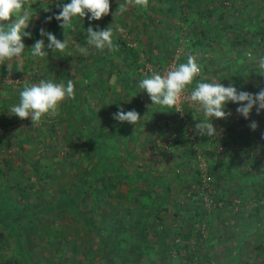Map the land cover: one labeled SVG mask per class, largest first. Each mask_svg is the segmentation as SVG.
Returning <instances> with one entry per match:
<instances>
[{
    "label": "rangeland",
    "instance_id": "374dc122",
    "mask_svg": "<svg viewBox=\"0 0 264 264\" xmlns=\"http://www.w3.org/2000/svg\"><path fill=\"white\" fill-rule=\"evenodd\" d=\"M121 1L125 3V0ZM149 1L154 6L157 5L156 0ZM219 1L212 0L211 5H217ZM65 3H70V0H26L24 8L32 18L26 31H32L37 26L49 25L48 17L56 20L55 15L61 10L59 5ZM222 3L225 4L228 12L227 18L243 20L250 15L256 26L264 24V0H224ZM117 7L110 8L109 15L112 19L105 23V29L110 26L113 38L115 35L121 36L133 45H137L140 52L139 61L143 63L138 70L144 78L152 74L145 71L146 64L154 67L152 72L161 73L160 69L169 59L177 57L178 65L181 56L187 59L191 54L196 56L197 63L201 66V73L194 79L190 88H194L197 82L210 83L213 80L222 82L225 86L234 84L238 90L251 93L264 88V76L256 72L258 71L256 62L260 57H264V49L261 46L248 43L237 44L235 51L226 55L216 53L213 51L216 46L219 48L228 45V37L222 34V39L206 41L208 44L205 43L191 50L190 41L193 37L190 34L194 32L185 34L186 21L182 25L185 28H176L173 24H176L177 18L174 19L175 23L174 21L171 23L159 13H150L148 8L143 12L135 6L128 7L123 14L113 16ZM194 12L195 9L189 11L190 14L185 13L189 15L188 20L197 18ZM117 16H122L124 22L119 21ZM88 20L87 16L80 18L78 23L72 26L71 31L66 32L69 46L65 55L71 53L72 56L60 55L53 50H50L44 57L32 56L31 46L36 40L44 39L45 44L48 43L47 37L39 36L30 40L23 39L26 48L23 53V65L19 71L15 69L17 66L15 60L6 62L11 63L14 68L11 74L8 73L6 64L0 65V97L12 99L9 102H0V144L2 145L0 146V160L4 159L2 167L7 174L4 177L10 179V184L16 182L22 184V188H19L17 184L10 186V191L20 202L35 208L40 205L46 207L47 203L55 204L54 209L49 212L42 211L43 213L35 217L36 231L32 227V232L30 230L32 244H28L33 259H39L44 264H78L80 262L107 264L101 254L100 235L90 223L93 222L96 227H100L101 235L103 234L107 239L106 247L108 245L113 247L116 243L121 244L119 241L121 237H126L129 241L141 240L137 227L141 219L145 217L147 237L152 241L151 243H154V252L150 253V250L140 252L139 257L141 256L142 264L147 263L151 257L156 259V264H223L219 260L213 261L211 257L206 259L204 255L201 256L200 248L205 249L212 246L210 249L212 251L214 244H216L215 251L221 256L224 255L229 245H235L234 251L231 252L238 250L241 253L239 260L234 257V260H226L227 264H246V261L249 264H262L264 254L261 255L257 250H253L251 243L259 239L258 236L261 235L259 233H263L264 225L254 226L248 220L247 209L256 202L253 175L255 173L264 175V139L260 136L264 133V110L257 114L253 108L250 117L245 119L236 112L239 105L229 102L224 110L230 111L231 116L227 119H213L212 121L217 130L216 136L202 137L194 135V132L188 135L182 123L184 131L180 135L181 143L176 144L173 139L179 130L177 125L179 120L176 118L177 113L174 114L172 111L175 109L152 105L146 91L139 87L143 77L138 78L133 84L132 89L135 95H133L134 98L130 97L124 86L129 78L130 69L122 62L118 51L107 48L101 51L81 40L87 30L83 32L78 28L82 25L81 23ZM169 23H171L170 26ZM89 26L92 24L89 23L87 28ZM238 30V27L231 29L232 38ZM156 32L166 38L164 45L168 46L171 51L163 63L159 60L153 62L147 58L149 42L156 43L153 47L154 53L160 48L158 40L150 38L148 41L149 37L155 35ZM54 35L61 41L65 39L64 33ZM31 37H34V34H31ZM176 37L177 39H174ZM76 45L86 47L87 55L76 51ZM45 51L47 52L48 49ZM249 52L252 53V58L247 55ZM102 55L104 57L113 55L110 58L111 62L109 60L103 62V66H111L108 70L102 72L99 69L95 70V75H103L105 82L102 85L91 83L88 85L90 89H86L89 84L87 82L89 79H86L87 75L94 74L93 67L95 68L96 58L101 61ZM200 57L206 60L205 66L211 58H219H215L218 61L210 66L214 69L206 66L209 68V72H206L198 62ZM84 71L87 75L83 73ZM84 78L86 86L83 94L90 97V104L98 111L95 116L92 114L93 121L84 122L87 132H91V126L104 132L109 128V125L102 127L106 121H111L114 127L120 126L119 122L113 119V114L123 110V104L121 102L115 104L116 100L112 99L115 95L120 96L124 102L125 112L135 109L141 118L136 125L126 122L123 135L127 129L131 135L128 137L124 135L118 140L115 153V159L118 160L128 177L123 178L122 174L118 176L109 174V177L105 175L104 178L95 181L96 185L88 188L84 194L85 201L81 206L87 208L89 212L83 219L69 208H65L63 200L64 193L72 191L74 184L79 180V170L89 167L92 160L86 156L87 150H92V145L89 144L85 134H80L78 123L73 120L72 104L64 106L66 102H61L58 115L54 117L46 115L36 126H32L30 118L21 120L15 115H10V108L19 103V93L23 90L25 83L38 84L44 79L63 83L66 86L67 81L71 79L76 86L77 81ZM102 86L106 90L105 93L100 92ZM108 87L112 89L109 90ZM189 106L196 111V119L203 120V115L191 104ZM111 107L113 108L111 109L112 116L106 112L100 115L101 110L107 111ZM165 119H169L170 122L166 127H164ZM190 120L194 127L196 120L192 118ZM244 120L248 121L249 125L252 121L258 124L257 129L252 130L253 133H249L250 135L247 134L248 130L243 124ZM157 125L163 126L161 136L155 130ZM106 135L110 137L113 133L107 132ZM191 138L196 147L192 146ZM7 140L11 145H8ZM249 146H251L249 155H256L258 158L255 165L252 164V159L246 156L247 151L244 148ZM8 158L11 159V164L7 171L6 160ZM20 164H22V171L18 172V168L15 170V167ZM238 172L241 173L238 174ZM243 173H248L251 177L241 194L242 198L237 186L242 183ZM104 181L105 185L101 184ZM240 207H244L241 210L244 220H240L237 216L236 209ZM190 209L201 210L204 216L200 221L192 223L191 218L187 217V211ZM262 218L264 219V215ZM28 222L29 220L26 219L17 221L20 224V230L23 231L20 235L24 241L26 234L23 227L24 223L28 224ZM121 223L127 229H122L125 226L122 227ZM116 226L120 228H117L114 233ZM104 227L110 229L111 232L106 233ZM253 227L257 228V231L245 235V228L252 229ZM162 228L168 232V237L175 236L171 233L173 230L185 229L187 231L190 229L189 238L185 239L180 233L176 236L179 244L188 242L189 248L184 247L179 250L171 248L169 255L166 253V256L161 259L159 254L162 252V247L155 229L159 231ZM198 229H202L204 237L202 241L204 243L200 246H197ZM53 230H56V233ZM109 237L113 239V243ZM240 240L243 241L241 247L238 246ZM15 243L13 237L8 238L7 245L1 248V259L8 258L14 253L13 251L17 248ZM188 249L195 250V253H192L194 259L189 257ZM130 254L134 256L135 251L133 250ZM109 255L112 256L111 252H108ZM118 257L119 254L115 258ZM129 262L131 260L127 262L122 260L120 264H129Z\"/></svg>",
    "mask_w": 264,
    "mask_h": 264
},
{
    "label": "trees",
    "instance_id": "16d2710c",
    "mask_svg": "<svg viewBox=\"0 0 264 264\" xmlns=\"http://www.w3.org/2000/svg\"><path fill=\"white\" fill-rule=\"evenodd\" d=\"M224 1V0H222ZM222 1L220 0L218 2L217 5L212 3V0H156L157 5L154 6L153 3H149L148 5V9L150 11V13H159L162 17L166 18L168 21H172L173 19L177 18L179 20V24H173V26H175L176 28L182 27V25L184 24V22H187V26L186 27V31L185 34H189L191 31L194 32V34H190L191 37V41H190V48L191 50H193L196 47H199L203 44H205L206 41H210V40H218V38H221V35H219V31L217 29H214L216 26V23H213L212 26H210V28L213 30V35L209 36V31L211 29H206L204 28V26H202L200 29L198 28L199 24H191V22H189L188 17L189 15H185L186 14H190L189 11L191 12V10L195 9V14L194 15H199L200 18H205L207 19L208 17L211 16H216L215 18L217 19H223L225 16V4L223 5ZM40 3V1H38ZM150 2V1H149ZM118 4H123L121 0H115V1H110V8H113L115 6H118ZM196 4V6H195ZM139 8V7H138ZM146 9H142L139 8L141 11L145 12ZM187 9H189V11L187 12ZM146 14V13H145ZM90 15V14H89ZM147 16H150L149 14H146ZM207 16V17H206ZM86 17V16H85ZM151 17V16H150ZM88 18V17H87ZM112 19V16H110L109 14L104 16L102 19L100 20H95V21H86L85 23H81L82 25L79 26L78 30L79 31H86L87 30V25L89 23L92 24V27L94 30H98V29H105V23L110 22V20ZM117 19L121 22H124V19L122 16H117ZM78 20H80L79 17H75L73 18L72 21V26H74L75 24L78 23ZM244 21H246V27L247 28V32H251V34L248 35H243L242 38H240V36H238V34L235 36V40H232V44L233 45H237V44H253V45H258L261 46L262 49H264V24L258 25L256 26L255 24H252V21H254V19L252 18H246L243 19ZM242 21V22H244ZM50 22V23H49ZM48 23L49 25L47 26H42V27H34L32 31H29L31 34H34V37H24L25 39H35L40 35V29L43 28L48 32H52L53 34H60V33H64V29H62L60 27V22L56 21V20H50ZM82 22V21H80ZM166 23V22H165ZM171 23H169L170 26ZM242 24V23H241ZM192 25V26H191ZM98 26V27H97ZM221 26H223V23L221 24ZM184 27V28H185ZM71 28H68L66 30V32L71 31ZM195 30V31H194ZM155 31V30H154ZM212 33V32H211ZM216 33V34H214ZM218 35V37H217ZM178 37V36H177ZM174 38V39H177ZM23 38V39H24ZM153 38L154 40L156 39V41L158 40V43L160 45V48L154 53L153 51V47L156 44H153L151 42L148 43L149 47L147 49V58L153 60V62L155 60H159V61H166L167 56L169 55L170 48H168V46L164 45L165 44V39L162 34L156 32L155 35H151L149 37ZM180 38V35L178 37V39ZM24 39V40H25ZM83 42L86 43L87 41V31L84 33L82 39ZM24 42V41H23ZM174 43H176V41H174ZM113 46L115 48V52L118 51L119 56L121 57L122 62L127 65L130 69V75L128 80L124 83L125 88H127L126 92H128L130 94V97L134 98L133 95L134 94V90L132 89L133 84L136 83V80L141 76L138 67L143 66V63H141L139 61L140 59V52L138 50L137 45H133L131 42H128L126 38H123L121 36H116L113 38ZM119 47V48H118ZM29 49V48H28ZM50 50L48 49L47 53ZM116 54V53H115ZM108 55V54H107ZM103 56V55H102ZM113 56V55H112ZM111 56V57H112ZM110 56H103V58L101 59V61H98V58H96L97 62L94 63L95 68L93 67L94 70V74L92 76H88L87 73L84 71L83 73L87 75L86 79H89V84H87L86 89H90V87L88 85H90L91 83H98V85H102L104 84V79H103V75L101 76H96L95 75V70L99 69V71H103V70H108V68H110L111 66L107 65V67L103 66V62L109 60L111 62V58ZM100 59V58H99ZM212 59V58H211ZM187 59L184 56H181L179 58V62L178 65L181 63H186ZM198 62L202 65L203 70L206 72H209L208 68L205 66L206 60L203 57H200L198 59ZM27 64V63H26ZM114 64V63H112ZM111 65V64H110ZM102 66V67H101ZM17 68V70L19 71L20 68H18L17 66H15V69ZM107 68V69H106ZM218 69H221V67H218ZM217 69V70H218ZM1 71V69H0ZM22 71H20L21 73ZM216 73H219V71H216ZM100 77V78H98ZM144 78V77H143ZM84 79L78 80L75 86V98L71 99V100H65V104L64 106L67 104V106L69 104H72V108H74V113H73V120L78 123L77 127L80 130V134L83 135L85 134V136L87 137V139L89 140V144L92 145V150H87L86 152V156L90 157L92 160L90 161V166L89 167H84L82 169H80L79 172V180L74 184L73 189H71L72 191H66L64 193V204H65V208H69L70 211L74 212L75 215L82 217L83 219L85 218V214L87 215V213L89 212V210L87 208H84L81 206V204L83 203V201H85V197L84 194L85 192H87L88 188H91L92 186L96 185L95 181H97L100 178H104L105 175H107L106 177H109V174H112L114 176H118L121 175L123 176V178H127V173L122 169V167L120 166V163H118V160L115 159V153L117 151V144H118V140L122 137V136H130L131 134L129 133V130L127 129L126 133L123 135L124 129L126 128V122H124L123 124L119 123L120 126L119 127H114L110 122L111 121H106L105 125L102 126L103 128H105L107 125H109L108 129H111L110 131L107 129L104 132H100L97 128L95 129L94 127H90L91 132H87L86 128H85V123H87V120L89 121H93V118L96 114H98V111L95 110L94 106L91 105V99L88 95H84L83 94V89L86 86V83L84 85ZM109 90L112 89L111 87H108ZM100 92L105 93L106 90H104V87H100ZM112 99L115 101V104H119L120 102L123 104V111L125 109L124 107V102H122V99L120 98V96H112ZM3 101L9 102L12 101L11 98H4V97H0V102L2 103ZM120 108V107H119ZM185 113L188 114L189 118L193 119V116L196 118L197 113L196 111L190 107V106H185ZM112 107L110 108V110L107 111H100V115L108 113L110 116H112ZM173 113L175 114L176 111L172 110ZM106 112V113H105ZM94 114V116L92 115ZM165 119L164 120V127H166V125H169L170 122ZM194 120V119H193ZM244 126H246L247 134L250 135L249 133H253V131L250 129L249 127V122L244 120ZM178 125V132L176 133V135H174V139L173 142H175L176 144L181 143L180 140V135L182 134L183 130V125H182V121L179 120L177 122ZM89 126V124L87 125ZM162 129L163 126L162 125H157L155 127V130H157V133L160 135L162 133ZM112 131V132H111ZM113 133V135H111L110 137H108L106 135V133ZM264 134V133H263ZM260 134V136L264 139V135ZM246 135V137L248 136ZM161 136V135H160ZM173 138V137H172ZM241 140V139H240ZM3 143L4 138L2 139ZM8 145H11V143L9 142V140H7ZM21 145V143H20ZM0 146H2L0 144ZM249 147H245L244 149L247 151L246 156L251 158V162H253L252 164L255 165L258 158L256 157V155L250 156L249 155ZM3 148V147H1ZM72 148V147H70ZM69 148V150H71ZM72 151V150H71ZM31 156V154H30ZM29 158V156H28ZM7 159V158H6ZM4 159H1L0 161H2L0 163V254H1V248L2 246H4L5 244L7 245L8 242V238L9 237H13V240L16 242L15 245L17 246V248H15V250L13 251L14 253L8 257V258H3L0 257V264H44L42 263L39 259H33L32 254L30 252V247L28 246V244H32V227L35 229V225H37V223H35V217H37L40 213H43L42 211H47L49 212L50 210L55 208V204L53 203H47L48 205L46 207H42V205H40L39 207H34V206H30L27 205L25 203H22L19 201L18 198H16V196L14 194H12V192L10 191V186L11 185H15L17 184V186L19 188H22V184L20 182H16L15 184H10V179L8 177H4L6 176V171L3 169L2 165L4 164ZM7 162V171L10 168L11 164V159L8 158V160H6ZM18 168V172L22 171V164L18 165L15 167V170ZM11 172V171H10ZM15 172V171H14ZM232 169H231V173H232ZM136 174H140L135 172ZM142 173V172H141ZM235 173V172H234ZM237 173V172H236ZM241 172H238V174H240ZM264 173V172H263ZM6 174V175H5ZM143 175V173H142ZM243 179H242V183L240 186H237L238 189V193L241 195L243 194V191L245 189V186L247 185V183L249 182V179L251 177L250 174L248 173H243ZM253 179L255 180V187H254V195L256 202L253 206H251L249 209H247V217L248 220L251 221V223L256 226L259 227L258 225H264V219L262 218V216L264 215V175L262 174H254L253 175ZM18 180V179H17ZM21 184V185H20ZM101 184L105 185V181L102 182ZM258 185V186H257ZM22 195H24V193H21ZM241 197L243 198V195H241ZM16 198V200H15ZM80 201V202H79ZM161 207V205H160ZM61 208V206L59 207ZM244 207H240L237 208V216L239 217L240 220H244V218H242V213L241 210ZM64 210V209H62ZM246 210V209H245ZM204 216L203 211L201 210H194V209H190L189 211H187V217L191 218L192 223L195 221H200L201 217ZM22 219H26L29 220L28 224L24 223V227L23 230L25 231L26 234V239L24 241V239H22V234L23 231L20 230V224L17 223V221L22 220ZM139 220V219H137ZM145 217H143V219H141L140 225L137 227V232H138V236L141 240H137V241H129L126 237H121L119 241H121V244L116 243L113 247H110L112 245H108L107 246V239L106 237L103 236V234L101 235L100 232V227H96L94 225L93 222L90 223V225L92 224V228H96L97 232L100 235V245L102 247V257H104V262L107 264H120V261H126L127 260H131V262H129V264H142L141 262V256L140 252H142L143 250H150V253L154 252L153 248H154V243H151L152 241L150 239H148L147 237V231H146V221ZM120 225H123V223H121ZM120 228L119 226L115 227V232L116 233V229ZM104 229L106 230V233H110L111 230L106 227H104ZM122 229H127L126 226L125 228L123 227ZM31 230V232H30ZM257 231V228H245L244 233L245 235L250 234L253 231ZM172 231V230H171ZM38 232V230H37ZM53 232L56 233V230H53ZM157 238L159 239V243L162 247V252L159 254V257L161 259H163L164 256H166V253L168 254L169 250L171 248H175V249H181L184 247H188V242H184L179 244L178 241H176V236L177 234H181V236L186 238H189L191 235V231L189 230H173L171 233L174 234L170 235L168 237V232L162 228L159 231H157V229H155ZM160 232V233H159ZM170 234V233H169ZM261 235H259V239L257 241H255L254 243H251V248L253 250H257L261 255L264 254V231L263 233H259ZM116 236V235H115ZM168 238H167V237ZM108 238V237H107ZM110 238V237H109ZM59 240V239H58ZM110 240L112 241L111 243H113V239L110 238ZM197 240H199L197 242L201 243L204 240L203 237V233H202V229H198V234H197ZM60 241V240H59ZM58 241V242H59ZM242 240L238 241V246L241 247L243 245V241ZM61 242V241H60ZM143 242V243H142ZM241 242V244H240ZM245 244V243H244ZM30 248V249H28ZM235 248V247H234ZM133 250L135 251L134 256H132L130 253L133 252ZM141 250V251H140ZM187 251H190L189 257L194 259V256L192 255V253H195V250H190L188 249ZM234 251V249L232 250ZM108 252H111L112 256H108ZM119 254L118 258H115L116 255ZM136 255V256H135ZM169 255V254H168ZM1 256V255H0ZM196 256V255H195ZM264 259V258H263ZM155 261V262H154ZM246 264H249L248 261H246ZM262 264H264V260L261 261ZM78 264H86L83 262H80ZM123 264V263H122ZM144 264H156V259H152L149 258L147 263ZM227 264V263H226Z\"/></svg>",
    "mask_w": 264,
    "mask_h": 264
},
{
    "label": "clouds",
    "instance_id": "9594fccd",
    "mask_svg": "<svg viewBox=\"0 0 264 264\" xmlns=\"http://www.w3.org/2000/svg\"><path fill=\"white\" fill-rule=\"evenodd\" d=\"M26 0H0V65L6 64L8 73H12L13 66L8 61L15 60L17 67L22 68L24 60L23 42L24 37H30L31 33L26 31L29 27V12L24 8ZM149 0H125V3L118 4L113 16L123 14L128 7L135 6L146 9ZM61 10L55 15L64 29L65 39L61 41L52 32L40 29L41 37H47V45L44 39H38L31 46V54L34 57L47 55L45 49L65 55L69 46L66 30L72 27L73 18L88 17L90 21L100 20L110 12V0H70V3L59 5ZM90 14V15H89ZM15 17V19H13ZM52 17H48L50 21ZM98 27V26H97ZM87 45L103 51L105 48L115 51L113 46V31L109 26L106 29L94 30L92 26L87 28ZM76 51L87 55L88 49L76 45ZM252 58V53L247 54ZM65 56H72L67 53ZM258 74L264 76V57L256 62ZM201 73V66L197 63L195 55L189 54L186 63L178 66L173 64L163 74L152 72L150 76L142 79L139 87L146 91L152 105L167 107L181 112L177 104L183 99L196 108L203 115V120H196L194 135L214 137L217 130L213 125V119H227L231 116L230 111H225L226 105L236 103L239 105L236 112L245 119L255 108L257 114L264 110V88L256 93L238 90L234 84L225 86L222 82H197L194 88H190L194 79ZM187 93V95H185ZM75 98V85L71 79L66 86L63 83H56L52 80H40L38 84L25 83L23 90L19 93V103L11 106L10 115H15L21 120H31L32 126L39 125L42 117L46 115H58V108L61 102ZM182 113V112H181ZM141 116L135 109L127 112L122 109L113 114V119L119 123L127 122L136 125ZM250 129L255 131L257 122L252 121Z\"/></svg>",
    "mask_w": 264,
    "mask_h": 264
},
{
    "label": "crops",
    "instance_id": "0c3cea01",
    "mask_svg": "<svg viewBox=\"0 0 264 264\" xmlns=\"http://www.w3.org/2000/svg\"><path fill=\"white\" fill-rule=\"evenodd\" d=\"M195 6H196V4H195ZM227 14H228V12L226 11L225 12V16H224V18L223 19H216L215 17L216 16H211V17H208L207 19H205V18H200L199 17V15H195L197 18L196 19H194V20H192V23L191 24H199V26H198V28L200 29L202 26H204V28H206V29H211L210 28V26H212V24L213 23H215V22H217L216 23V26H215V28L214 29H217L218 31H219V35H221V34H224V36H227L228 37V41H227V44L228 45H225L224 47H219V48H217V46L215 47V49L213 50L214 52H216V53H220V54H227V53H230L231 51H235V49L237 48V45H233V44H231L232 43V40L235 38H232V36H231V34H232V31H231V29L232 28H236V27H238L239 28V30L237 31L238 33H235L236 35L238 34V36H240V38H242L243 37V35L245 34V35H248V34H251V32H247V28H248V26L246 27V21L247 20H241V19H239V20H235V19H229V18H227ZM229 16V15H228ZM207 17V16H206ZM247 17L248 18H251L250 17V15H247ZM241 20V21H240ZM174 21V19L171 21V23ZM242 21H244L243 23H242ZM189 22H191L190 20H189ZM174 23H175V21H174ZM178 23H180V22H178V20L176 21V24H178ZM223 23V26H221V24ZM242 23V24H241ZM255 23V21L252 23V24H254ZM182 27H184V26H182ZM212 32V33H211ZM241 33H243V35L241 34ZM214 34H216V33H214ZM213 35V30L211 29L210 31H209V36H212ZM235 35V36H236ZM217 37H218V35H217ZM223 37V36H222ZM222 37H221V39H222ZM229 38H231L230 40H229ZM220 39V40H221ZM219 40V41H220ZM235 40V39H234ZM212 42V41H211ZM205 43H207V42H205ZM208 44V43H207ZM230 44H231V46H232V48L230 47ZM217 45H219V44H217ZM220 46V45H219ZM233 48H234V50H233ZM220 49V50H219ZM223 51V52H222ZM215 58H219V57H215ZM215 58L213 59H210V60H208V63H207V67H210V66H213L212 64L213 63H215V61H218V59L217 60H215ZM210 68H213L214 69V67H210ZM209 69V68H208ZM226 166V165H225ZM232 234V233H231ZM202 243H204V242H201V243H198L197 244V246H200ZM204 245V244H203ZM235 246V245H234ZM233 245L232 246H227L226 247V251H225V253H224V255L223 256H221L220 254H218L217 253V251H215V247H216V244H214V248H213V250L211 251L210 249L212 248V246H210V247H208V248H205V249H202V248H200L201 250H200V252H202L201 253V256L202 255H204L205 257H206V259H209L210 257L211 258H213L212 260L213 261H217V260H219V261H221L223 264H226V260H234V257H236L238 260L241 258L240 256H241V253L238 251V250H236L234 253L233 252H231L232 251V249H233V247H234ZM235 254V255H234ZM219 258V259H218ZM247 260V259H246ZM236 261V260H235Z\"/></svg>",
    "mask_w": 264,
    "mask_h": 264
},
{
    "label": "built area",
    "instance_id": "2783aa9c",
    "mask_svg": "<svg viewBox=\"0 0 264 264\" xmlns=\"http://www.w3.org/2000/svg\"><path fill=\"white\" fill-rule=\"evenodd\" d=\"M177 57H174L173 59H169L168 62L164 65V67L162 69H160L161 74H163L169 67H171L173 64L177 65ZM178 66V65H177ZM145 71L146 72H150L152 73V71H154V67L152 65L146 64L145 65ZM185 95H187V93H185ZM189 106L190 103H188L186 100H181L178 104L177 107L181 110V112L176 111L177 113V120H181L185 129H186V134L188 135H192V133L194 132V127L193 124L191 123V120L188 116V114L185 113V106ZM191 144L193 147H196V145L194 144L193 138H191ZM198 156H200V154H198Z\"/></svg>",
    "mask_w": 264,
    "mask_h": 264
}]
</instances>
